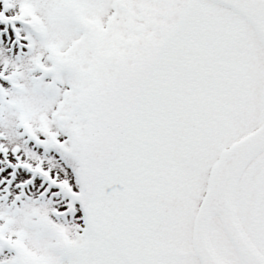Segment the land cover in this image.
<instances>
[{
    "label": "snow or ice",
    "instance_id": "obj_1",
    "mask_svg": "<svg viewBox=\"0 0 264 264\" xmlns=\"http://www.w3.org/2000/svg\"><path fill=\"white\" fill-rule=\"evenodd\" d=\"M0 264H264V0H0Z\"/></svg>",
    "mask_w": 264,
    "mask_h": 264
}]
</instances>
